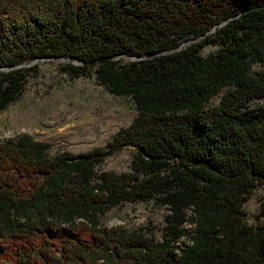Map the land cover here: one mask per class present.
<instances>
[{
	"label": "trees",
	"instance_id": "trees-1",
	"mask_svg": "<svg viewBox=\"0 0 264 264\" xmlns=\"http://www.w3.org/2000/svg\"><path fill=\"white\" fill-rule=\"evenodd\" d=\"M47 58L136 115L81 153L0 143V264H264V202L255 226L242 207L264 189V0H0V112ZM123 147L128 170L96 171ZM149 200L158 236L101 222Z\"/></svg>",
	"mask_w": 264,
	"mask_h": 264
},
{
	"label": "rangeland",
	"instance_id": "rangeland-1",
	"mask_svg": "<svg viewBox=\"0 0 264 264\" xmlns=\"http://www.w3.org/2000/svg\"><path fill=\"white\" fill-rule=\"evenodd\" d=\"M216 48V45L207 44L201 53ZM128 60L126 56L119 58L120 63ZM63 62L56 58L38 61V69L28 75L20 98L0 112V143L26 135L49 143L51 155L62 151L76 154L104 146L134 118L136 111L129 96L109 93L96 82L92 69L83 76H69L60 69ZM219 97L220 93L206 106L216 105ZM263 102L264 98H255L249 104L255 106ZM134 153L132 148L123 147L107 156L96 166V171H126ZM263 202L264 189L257 186L242 204L246 224L255 226L262 220ZM166 214L167 209L152 200L122 202L109 209L101 222L109 228L119 226L128 230L148 226L158 236Z\"/></svg>",
	"mask_w": 264,
	"mask_h": 264
}]
</instances>
